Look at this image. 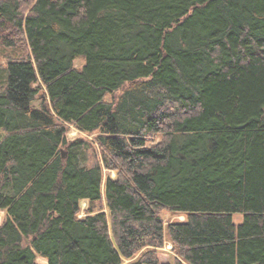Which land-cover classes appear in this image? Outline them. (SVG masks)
Masks as SVG:
<instances>
[{
    "label": "trees",
    "instance_id": "1",
    "mask_svg": "<svg viewBox=\"0 0 264 264\" xmlns=\"http://www.w3.org/2000/svg\"><path fill=\"white\" fill-rule=\"evenodd\" d=\"M0 45V264H264V0H0Z\"/></svg>",
    "mask_w": 264,
    "mask_h": 264
},
{
    "label": "rangeland",
    "instance_id": "2",
    "mask_svg": "<svg viewBox=\"0 0 264 264\" xmlns=\"http://www.w3.org/2000/svg\"><path fill=\"white\" fill-rule=\"evenodd\" d=\"M18 45V49L22 47L21 42L17 44ZM24 47H22L23 49ZM5 53H9V50L2 48V46L0 45V63L3 64L5 62ZM21 53V52H20ZM83 60L81 58H77L74 60V66L76 67H81L83 64ZM122 92V89H119L117 91H115L113 94H108L106 96L107 100H113L115 98H117V96ZM41 97H43V93L42 94H38L36 96V99L34 101V104L38 105L40 102ZM46 101V104H48V101ZM95 133H85L82 132L80 130H78L77 128H75L73 125L69 124L67 125V131H66V138L67 140H73V139H77V138H81L82 139V143L77 147L78 151H79V156L82 162H84L85 164H92L94 162L97 161V159L100 157V150L98 145L94 142V135ZM110 174L111 176H115V172L114 171H107L104 170V180H105V175ZM87 206L86 201H82L81 202V207L82 209H84ZM103 210H106L105 208H103ZM4 211H0V221L2 220L3 216H4ZM85 213L84 211H81L80 216H83ZM162 218L164 220V222H169V221H173V220H183L185 218L184 214L181 213H174V212H170V211H163L162 212ZM233 220L235 223H238L242 220V215L240 214H235L233 215ZM175 253L172 250V243L169 240H165L164 242V246L158 249V257L161 261H167L172 263L174 258H175ZM38 261L39 262H45V260L41 257H38Z\"/></svg>",
    "mask_w": 264,
    "mask_h": 264
}]
</instances>
